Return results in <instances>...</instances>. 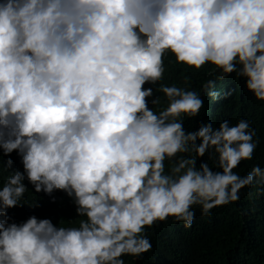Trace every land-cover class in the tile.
Instances as JSON below:
<instances>
[{"label":"clouds","instance_id":"clouds-1","mask_svg":"<svg viewBox=\"0 0 264 264\" xmlns=\"http://www.w3.org/2000/svg\"><path fill=\"white\" fill-rule=\"evenodd\" d=\"M168 54L212 66L211 102L233 74L264 102V0H0V264H125L157 223L190 229L196 208L264 187L259 165L234 171L259 145L250 121L185 129L204 98L162 82ZM28 184L65 193L76 218L16 222L10 209L40 207Z\"/></svg>","mask_w":264,"mask_h":264},{"label":"trees","instance_id":"trees-1","mask_svg":"<svg viewBox=\"0 0 264 264\" xmlns=\"http://www.w3.org/2000/svg\"><path fill=\"white\" fill-rule=\"evenodd\" d=\"M165 76L163 83H175L179 87L201 92V84L209 78L211 65L196 71L184 65L177 64L175 57L168 54L164 57ZM237 89L228 99L221 98L211 102L203 96L204 108L200 116L185 121L186 130H195L202 122L213 121L216 126L223 120L235 124L240 119L251 122L256 130L259 145L251 161L242 162L235 169L241 176L251 171L254 165L264 168V102L257 101L251 92L244 88V81L233 76L223 81H217V90ZM166 106L162 103L161 107ZM158 110V109H157ZM8 157L4 158L5 167ZM14 164L11 170L22 169L19 157L13 153ZM207 161V156L203 158ZM200 161H198L199 164ZM211 163V161H209ZM9 174L4 170L3 178ZM27 184L28 182L25 181ZM26 193L24 203L38 200L40 207L10 209L9 214L16 222L26 220L31 215L39 218H51L58 224L65 219L63 226H68L67 220L76 218L72 201L63 192H55L56 203L44 193L31 191ZM196 218L192 228H184L182 223H175L173 218L160 222L147 230L152 243V250L136 258L124 256L125 264H264V187L253 184L240 192V200L212 210V215L202 217L200 209L196 208Z\"/></svg>","mask_w":264,"mask_h":264}]
</instances>
